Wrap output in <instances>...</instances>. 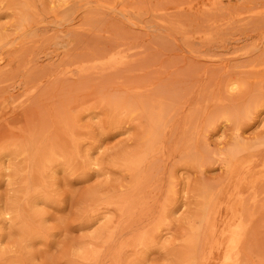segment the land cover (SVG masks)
<instances>
[{
    "label": "rangeland",
    "instance_id": "rangeland-1",
    "mask_svg": "<svg viewBox=\"0 0 264 264\" xmlns=\"http://www.w3.org/2000/svg\"><path fill=\"white\" fill-rule=\"evenodd\" d=\"M0 264H264V0H0Z\"/></svg>",
    "mask_w": 264,
    "mask_h": 264
},
{
    "label": "bare ground",
    "instance_id": "bare-ground-1",
    "mask_svg": "<svg viewBox=\"0 0 264 264\" xmlns=\"http://www.w3.org/2000/svg\"><path fill=\"white\" fill-rule=\"evenodd\" d=\"M156 93H157V92H156ZM156 95H158V94H156ZM166 103H167V102H166ZM174 105H175V104H174ZM242 111H243V110H242ZM166 112H167V111H166ZM164 116H165V115H164ZM166 116H167V115H166ZM145 124H146V123H145ZM162 124H163V123H162ZM157 129H158V128H157ZM238 229H239V228H238ZM235 237H237V236H235ZM235 237H234V238H235ZM236 239H237V238H236ZM238 241H239V239H237V242H238ZM235 242H236V241H235ZM235 242H234V243H235ZM233 247H234V246H233ZM228 254H230V253H228ZM229 257H230L229 259H231V255H230ZM233 258H234V257H233ZM227 259H228V258H227ZM227 261H228V260H227ZM232 261H233V260H232Z\"/></svg>",
    "mask_w": 264,
    "mask_h": 264
}]
</instances>
